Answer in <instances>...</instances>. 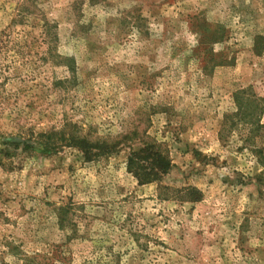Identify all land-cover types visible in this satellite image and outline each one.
<instances>
[{"label":"rangeland","instance_id":"1","mask_svg":"<svg viewBox=\"0 0 264 264\" xmlns=\"http://www.w3.org/2000/svg\"><path fill=\"white\" fill-rule=\"evenodd\" d=\"M0 264H264V0H0Z\"/></svg>","mask_w":264,"mask_h":264},{"label":"trees","instance_id":"2","mask_svg":"<svg viewBox=\"0 0 264 264\" xmlns=\"http://www.w3.org/2000/svg\"><path fill=\"white\" fill-rule=\"evenodd\" d=\"M46 32L52 38H55V35L52 31L51 26L49 25L46 26ZM244 92L245 90H240V91H237L235 95L236 102L240 106L239 110H243L244 108V104H243L244 102H241L240 101L241 99L239 98V95L243 94ZM61 134L62 132L60 131H56V132L49 131V132H42L41 134H39V137L43 138L45 146L51 150L57 149L59 146L63 145V143L74 145L82 151L84 157L88 160L92 159L94 156L99 155L101 153L108 154L109 152L116 150L118 147V143H119L118 139L91 140V139H88L86 137H83L77 134H74L72 136H69L68 138H65L64 136H61ZM158 147H159L158 145L152 142L145 141L144 148H142L140 152L144 153V155H146L145 157L152 158L153 160L152 165L158 169L157 170L158 172L165 174L171 169L172 164L167 158H165L162 155ZM128 167L130 168V170H132L131 159L128 163Z\"/></svg>","mask_w":264,"mask_h":264}]
</instances>
